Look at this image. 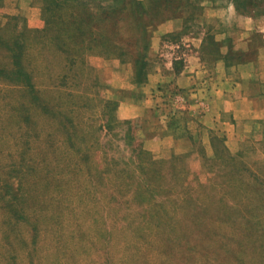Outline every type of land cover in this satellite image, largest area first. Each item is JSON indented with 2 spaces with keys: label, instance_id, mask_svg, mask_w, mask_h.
<instances>
[{
  "label": "rangeland",
  "instance_id": "rangeland-1",
  "mask_svg": "<svg viewBox=\"0 0 264 264\" xmlns=\"http://www.w3.org/2000/svg\"><path fill=\"white\" fill-rule=\"evenodd\" d=\"M135 1L0 10V264H264V125L232 148L174 80L208 0Z\"/></svg>",
  "mask_w": 264,
  "mask_h": 264
},
{
  "label": "crops",
  "instance_id": "crops-1",
  "mask_svg": "<svg viewBox=\"0 0 264 264\" xmlns=\"http://www.w3.org/2000/svg\"><path fill=\"white\" fill-rule=\"evenodd\" d=\"M23 1L9 0L0 10L9 11L8 3L18 7ZM207 3L206 23L197 34L187 35L188 51L174 80L187 99H206L201 119L207 129L221 132L229 146L237 148L264 125V10L239 9L236 0ZM182 28L183 20L167 30ZM156 77L151 75L146 83L145 100H152L147 87ZM142 108L133 115H140Z\"/></svg>",
  "mask_w": 264,
  "mask_h": 264
},
{
  "label": "trees",
  "instance_id": "trees-1",
  "mask_svg": "<svg viewBox=\"0 0 264 264\" xmlns=\"http://www.w3.org/2000/svg\"><path fill=\"white\" fill-rule=\"evenodd\" d=\"M103 8L109 14H111L112 12L114 14H116V12H118L119 10H121V9L116 8L114 6L112 7L111 5H109V6L108 5H104ZM124 8H125L126 11L132 12L134 14H136L138 11H139L138 14H141L142 12L143 13H147L148 12V10L146 8L143 9V2H141V1L136 2L135 0H125V7ZM111 27H112V30L113 31L107 29L105 31V33H106L105 35L108 38H106L104 36L103 37L104 39L102 41L105 44V46L107 47V49H110L112 47V45H113V43L111 42V40H109V38L112 39L113 38V35L116 33V27H115V24L114 23H113V26H111ZM78 29H79V31H84V29L82 28V26H80V28H78Z\"/></svg>",
  "mask_w": 264,
  "mask_h": 264
}]
</instances>
